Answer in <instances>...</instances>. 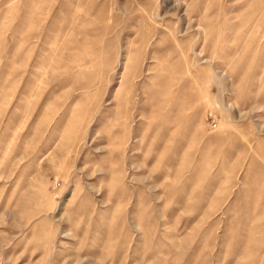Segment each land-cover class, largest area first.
Instances as JSON below:
<instances>
[{
  "label": "rangeland",
  "instance_id": "obj_1",
  "mask_svg": "<svg viewBox=\"0 0 264 264\" xmlns=\"http://www.w3.org/2000/svg\"><path fill=\"white\" fill-rule=\"evenodd\" d=\"M0 264H264V0H0Z\"/></svg>",
  "mask_w": 264,
  "mask_h": 264
}]
</instances>
